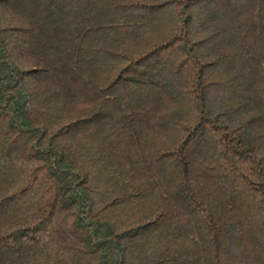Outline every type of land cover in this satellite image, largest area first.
Returning a JSON list of instances; mask_svg holds the SVG:
<instances>
[{"label":"trees","instance_id":"trees-1","mask_svg":"<svg viewBox=\"0 0 264 264\" xmlns=\"http://www.w3.org/2000/svg\"><path fill=\"white\" fill-rule=\"evenodd\" d=\"M0 264H264V0H0Z\"/></svg>","mask_w":264,"mask_h":264}]
</instances>
